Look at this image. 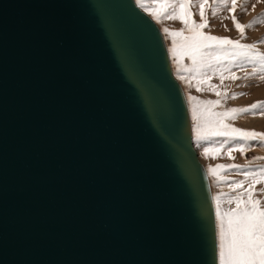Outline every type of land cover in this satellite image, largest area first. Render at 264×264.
<instances>
[{
    "label": "water",
    "instance_id": "1",
    "mask_svg": "<svg viewBox=\"0 0 264 264\" xmlns=\"http://www.w3.org/2000/svg\"><path fill=\"white\" fill-rule=\"evenodd\" d=\"M207 172L135 0H0V264H217Z\"/></svg>",
    "mask_w": 264,
    "mask_h": 264
},
{
    "label": "rangeland",
    "instance_id": "2",
    "mask_svg": "<svg viewBox=\"0 0 264 264\" xmlns=\"http://www.w3.org/2000/svg\"><path fill=\"white\" fill-rule=\"evenodd\" d=\"M135 2L162 31L173 74L184 90L191 116L194 147L207 170L211 184L219 241L221 218L237 207L245 206L249 199V196L245 195L246 192L251 193L253 200H259L258 206L264 210V192L259 191L264 189V177L259 174L260 169L264 168V159H257L264 157V145L257 141H234L231 137L238 134L231 132L229 136L202 138L213 130H225L224 125L264 132V116L249 112L238 114L237 118L233 119L234 114L228 111L264 101V80L259 78L264 75V69L256 58L258 52L264 54V43H260L264 41V2L237 0L238 7L235 13L229 11V0H184L181 6H177L180 0H135ZM202 2L203 9H201ZM142 4L148 8V11H145V7H141ZM253 5H256L254 10ZM245 7L248 9L247 13L244 11ZM201 10L208 19L210 27L198 31L239 40L241 44H256V48L234 49L231 45H221L213 41L209 43L214 47L208 50L201 49L204 54L203 56L197 54L194 63L187 46L193 35L190 31L194 27L192 21L203 22ZM153 13L158 14L159 18ZM233 14L242 24L248 25L253 21L256 23L246 28L245 35L241 36L231 18ZM181 15L184 20H188L187 25L182 19L166 18ZM165 28L169 31L165 32ZM173 32L179 34L173 35ZM245 73L252 75L245 77ZM233 76H239L241 79H233ZM197 85L202 90H198ZM210 86H215L221 95L210 90ZM238 93L245 95H235ZM191 97L197 99L193 100ZM217 100L220 101L218 104L204 103ZM261 110L258 108L254 111L258 113ZM198 136L201 138L198 139ZM237 143H243L245 151L242 152L233 146L229 152V145ZM205 149L208 151L205 152ZM232 165L242 167H231ZM245 172L255 173V179L251 176L246 177ZM239 181L244 183H237Z\"/></svg>",
    "mask_w": 264,
    "mask_h": 264
},
{
    "label": "snow or ice",
    "instance_id": "3",
    "mask_svg": "<svg viewBox=\"0 0 264 264\" xmlns=\"http://www.w3.org/2000/svg\"><path fill=\"white\" fill-rule=\"evenodd\" d=\"M230 7L229 11L235 13L238 2L237 0H229ZM259 2H264V0H259ZM184 0H180V3L177 6L183 5ZM141 7H145L143 4ZM256 5L252 6L254 10ZM201 9H203V2L201 3ZM145 11H148V8L145 7ZM245 13H247L248 9L244 8ZM157 15L158 14L153 13ZM215 14V13H214ZM201 17L203 18L202 23H196L192 21L193 28L190 29L193 35L191 37V41L188 44V49L191 53L192 59L195 63L197 54L203 56V52L201 49L208 50L214 47L213 44L209 42H218L221 45H231L234 49H254L256 48V44H241L239 40H232L228 37H217L210 34H205L204 32L198 31L199 29L210 27L208 19L204 16L203 10H201ZM166 18L173 19H182L184 17L181 16H171ZM232 20L235 22V27L241 33V36L245 35V29L252 27L256 21L245 25L239 22L237 17L233 14ZM184 23L187 25L188 20H184ZM165 32H168L169 29L165 28ZM179 33L173 32V35H177ZM260 43H264V41H260ZM175 51V49H174ZM256 58L259 60L262 69H264V54L257 53ZM252 75L249 73H245V77ZM233 79L239 80L241 77L233 76ZM261 80H264V75L259 77ZM223 79V77H222ZM198 90L199 85H197ZM210 90L216 91L217 95H221L219 91H217L215 86H210ZM235 95H245V93H238ZM191 99L195 100L196 97H191ZM220 101H205L204 103L208 104H218ZM262 109L258 113L254 110ZM230 113H233V119L237 118L238 114L241 113H249L251 112L253 115H261L264 116V101H257L249 106L241 107V108H232L228 110ZM225 130H213L208 136L202 137L204 139H208L210 136H229L231 133H236L238 135L232 136L231 138L234 141H257L261 145H264V132H257L255 130H246L241 128H235L231 125H224ZM199 131V128H198ZM201 138L198 136V139ZM238 148L240 151H245V146L243 143H237L235 145H229V152H231L232 147ZM208 149H205L207 152ZM257 159H264V157H258ZM227 167V166H220ZM231 167H242L240 165H232ZM259 174L264 177V168L260 169ZM244 175L251 176L252 179H255V173L245 172ZM239 184H243L244 181L237 182ZM259 191L264 192V189H260ZM245 195L249 196V199L245 203L243 208L237 207V209L226 213L220 221L219 227V241L218 247H216V260L217 264H264V210H262L258 204L259 200H253L251 198V193H245ZM237 203L239 204V198H237Z\"/></svg>",
    "mask_w": 264,
    "mask_h": 264
},
{
    "label": "bare ground",
    "instance_id": "4",
    "mask_svg": "<svg viewBox=\"0 0 264 264\" xmlns=\"http://www.w3.org/2000/svg\"><path fill=\"white\" fill-rule=\"evenodd\" d=\"M147 14V13H146ZM148 15V14H147ZM162 32V31H161ZM162 35H163V33H162ZM163 38H164V35H163ZM164 40H165V38H164ZM165 43H166V41H165ZM182 46V45H181ZM166 47H167V44H166ZM181 48V47H180ZM182 49V48H181ZM184 50V49H183ZM167 51H168V48H167ZM168 54H169V52H168ZM170 58V57H169ZM170 63H171V61H170ZM171 68H172V66H171ZM173 71V70H172ZM186 97V96H185ZM187 100V99H186ZM188 104V103H187ZM188 108H189V106H188ZM189 114H190V111H189ZM190 120H191V116H190ZM255 120V119H254ZM191 129H192V124H191ZM192 138H193V134H192ZM197 151V150H196ZM197 154H198V152H197ZM198 157H199V155H198ZM199 160H200V158H199ZM201 161V160H200ZM203 164V163H202ZM205 167V166H204ZM205 170H206V168H205ZM206 172H207V170H206ZM207 175H208V173H207ZM208 179H209V176H208ZM209 183H210V180H209ZM210 188H211V184H210ZM211 193H212V190H211ZM212 198H213V195H212ZM213 204H214V200H213ZM214 211H215V206H214ZM215 221H216V215H215ZM216 234H217V224H216ZM217 247H218V239H217Z\"/></svg>",
    "mask_w": 264,
    "mask_h": 264
}]
</instances>
